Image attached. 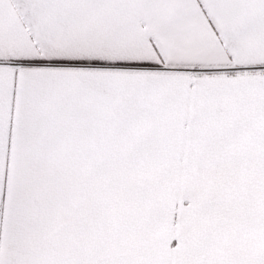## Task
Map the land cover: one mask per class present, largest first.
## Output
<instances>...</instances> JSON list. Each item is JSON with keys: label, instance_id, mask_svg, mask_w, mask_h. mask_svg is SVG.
Listing matches in <instances>:
<instances>
[{"label": "snow or ice", "instance_id": "6c2138e0", "mask_svg": "<svg viewBox=\"0 0 264 264\" xmlns=\"http://www.w3.org/2000/svg\"><path fill=\"white\" fill-rule=\"evenodd\" d=\"M0 264H264V0H0Z\"/></svg>", "mask_w": 264, "mask_h": 264}]
</instances>
